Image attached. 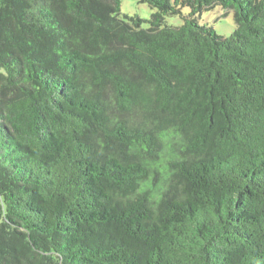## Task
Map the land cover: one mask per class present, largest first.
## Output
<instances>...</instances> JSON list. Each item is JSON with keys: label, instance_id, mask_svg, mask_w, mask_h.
I'll list each match as a JSON object with an SVG mask.
<instances>
[{"label": "trees", "instance_id": "1", "mask_svg": "<svg viewBox=\"0 0 264 264\" xmlns=\"http://www.w3.org/2000/svg\"><path fill=\"white\" fill-rule=\"evenodd\" d=\"M138 1L0 0V264H264V0Z\"/></svg>", "mask_w": 264, "mask_h": 264}, {"label": "rangeland", "instance_id": "2", "mask_svg": "<svg viewBox=\"0 0 264 264\" xmlns=\"http://www.w3.org/2000/svg\"><path fill=\"white\" fill-rule=\"evenodd\" d=\"M120 11L122 14L137 15L140 18L148 20L153 10L146 3L138 0H120ZM189 13V8L181 9V13L176 15H166L164 24L169 26H180L183 23L184 16ZM200 24H207L216 31V33L229 36L234 27L233 10L224 9L221 5H215L213 8L203 11L198 19ZM148 22H143V27H148Z\"/></svg>", "mask_w": 264, "mask_h": 264}]
</instances>
